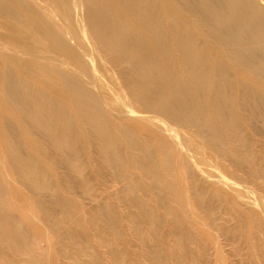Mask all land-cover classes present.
I'll use <instances>...</instances> for the list:
<instances>
[{"label":"bare ground","instance_id":"obj_1","mask_svg":"<svg viewBox=\"0 0 264 264\" xmlns=\"http://www.w3.org/2000/svg\"><path fill=\"white\" fill-rule=\"evenodd\" d=\"M0 264H264V0H0Z\"/></svg>","mask_w":264,"mask_h":264}]
</instances>
